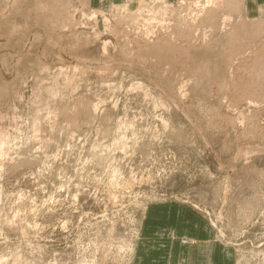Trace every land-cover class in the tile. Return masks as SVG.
I'll return each mask as SVG.
<instances>
[{
	"label": "rangeland",
	"instance_id": "rangeland-1",
	"mask_svg": "<svg viewBox=\"0 0 264 264\" xmlns=\"http://www.w3.org/2000/svg\"><path fill=\"white\" fill-rule=\"evenodd\" d=\"M159 207L264 264V0H0V264H136Z\"/></svg>",
	"mask_w": 264,
	"mask_h": 264
},
{
	"label": "crops",
	"instance_id": "crops-1",
	"mask_svg": "<svg viewBox=\"0 0 264 264\" xmlns=\"http://www.w3.org/2000/svg\"><path fill=\"white\" fill-rule=\"evenodd\" d=\"M164 210L161 207L148 210L136 264H231L229 250L221 247L209 229H200L197 224V230L188 229V225L181 230L176 223L171 227L173 231H168L158 225L155 217L159 214L165 218L174 217V220L184 214L181 209ZM182 239L188 241L183 242ZM153 243H156L155 248H152Z\"/></svg>",
	"mask_w": 264,
	"mask_h": 264
}]
</instances>
